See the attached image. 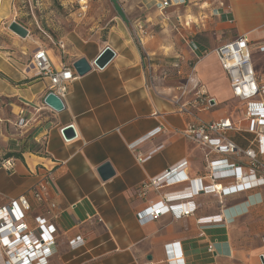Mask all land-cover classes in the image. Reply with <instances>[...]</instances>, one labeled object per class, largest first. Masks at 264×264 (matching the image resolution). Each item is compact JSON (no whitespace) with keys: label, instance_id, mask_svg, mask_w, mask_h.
<instances>
[{"label":"crops","instance_id":"crops-1","mask_svg":"<svg viewBox=\"0 0 264 264\" xmlns=\"http://www.w3.org/2000/svg\"><path fill=\"white\" fill-rule=\"evenodd\" d=\"M109 1L140 10L160 2ZM172 1V16L160 29H140L153 26L154 16L129 18L120 10L105 41L82 47L74 58L44 49L55 70L80 58L90 65L67 84L64 108L55 112L43 103L49 80L29 67L38 48L28 49L27 37L9 30L17 0H0V160H15L11 173L0 170V207L24 197L28 228L37 219L55 228L46 264H170L177 258L167 257L165 245L173 243L179 244L180 264H262L264 185L231 192L230 179L211 183L209 161L235 163L245 176L252 171L246 158L209 153L183 132L228 119L235 129L227 139L242 150L250 146L254 136L243 103L232 97L214 51L247 35L252 73L264 81V0ZM105 47L114 55L97 68L93 61ZM200 88L214 102L209 109L197 103ZM67 126L74 130L70 139L61 132ZM138 156L146 159L139 163ZM259 160L264 164V156ZM182 161L188 179L214 184L220 193H199L188 216L166 213L140 224L139 213L184 192L185 182L149 183ZM104 164L112 170L107 179L99 172ZM217 216L221 223L202 222Z\"/></svg>","mask_w":264,"mask_h":264},{"label":"built area","instance_id":"built-area-1","mask_svg":"<svg viewBox=\"0 0 264 264\" xmlns=\"http://www.w3.org/2000/svg\"><path fill=\"white\" fill-rule=\"evenodd\" d=\"M160 9L173 5L172 0H160ZM141 29V27H140ZM249 39L247 35L239 37L236 41L222 45L215 49L222 70L226 73L232 97L243 103L244 119L248 122V132L254 138L246 149H239L227 139L228 131L235 126L228 119H220L210 123L188 125L183 132L184 136L202 149H208L209 153L235 154L246 158L252 173L243 175L239 165L229 163L227 160L209 161L207 163V176L211 183L218 180L230 179L233 181L229 191L240 192L254 189L264 185V164L260 163L259 156H264V81L256 79L252 73L250 64ZM63 45L60 43L59 48ZM264 52V46L260 47ZM29 67L36 75L49 80L48 92L60 99L66 93V86L76 78L72 66H63L55 70L44 49L38 48L31 59ZM185 87H182V92ZM197 103L202 109H209L214 102L204 97L200 88L197 95ZM20 123V121H19ZM158 130L156 129L155 132ZM146 158L137 157L142 163ZM13 158L0 160V170L11 173L14 169ZM186 162L164 172L160 176L150 180V185L157 188L165 185H173L185 182L187 187L184 192L165 195L162 200L153 207L139 213L138 221L143 224L152 221L163 214L170 213L176 218L185 217L194 212L196 206L191 199L201 192L220 193L221 188L214 184L203 186L201 179H188L183 174ZM45 185H50V179H45ZM223 192V191H222ZM224 192H227L225 189ZM29 210L28 202L24 197L11 200L7 205L0 207V264H46L50 257L48 247L54 244L53 226H45L42 220L37 219V226L30 230L24 222L25 213ZM222 216L204 219L202 222L221 223ZM81 241V240H80ZM79 243L82 244V241ZM79 243H75L76 247ZM80 244V245H81ZM167 257L181 255L178 243L165 245ZM207 252H213L212 244L207 245ZM262 264L264 257L262 256Z\"/></svg>","mask_w":264,"mask_h":264},{"label":"rangeland","instance_id":"rangeland-1","mask_svg":"<svg viewBox=\"0 0 264 264\" xmlns=\"http://www.w3.org/2000/svg\"><path fill=\"white\" fill-rule=\"evenodd\" d=\"M171 7L160 9L156 5L140 10L135 6L114 7L109 0H17L13 16L28 31L24 40L28 49L65 51L66 57L74 58L82 47L105 41L108 30L117 24L114 16L120 10L129 18L137 14L154 16L153 26L142 24L145 30L162 28L161 21L172 16L175 7Z\"/></svg>","mask_w":264,"mask_h":264},{"label":"water","instance_id":"water-1","mask_svg":"<svg viewBox=\"0 0 264 264\" xmlns=\"http://www.w3.org/2000/svg\"><path fill=\"white\" fill-rule=\"evenodd\" d=\"M9 30L22 39L28 36V31L15 21L9 25ZM113 55V51L109 47H105L95 58L93 65L97 68H103L112 59ZM72 69L76 76L80 77L90 71V65L84 58H80L72 64ZM43 103L55 112H60L64 108L62 100L51 92H47L43 99ZM61 132L65 139L74 137V130L71 126L63 128ZM99 172L102 174L101 176L103 179H107L112 175V170L108 164L102 165Z\"/></svg>","mask_w":264,"mask_h":264},{"label":"trees","instance_id":"trees-1","mask_svg":"<svg viewBox=\"0 0 264 264\" xmlns=\"http://www.w3.org/2000/svg\"><path fill=\"white\" fill-rule=\"evenodd\" d=\"M13 155H15V154L14 153H7L6 157L13 156Z\"/></svg>","mask_w":264,"mask_h":264}]
</instances>
